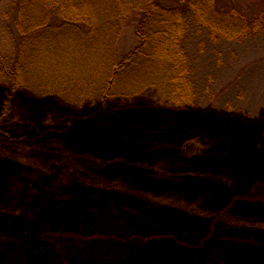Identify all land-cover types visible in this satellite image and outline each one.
<instances>
[{
  "label": "trees",
  "instance_id": "trees-1",
  "mask_svg": "<svg viewBox=\"0 0 264 264\" xmlns=\"http://www.w3.org/2000/svg\"><path fill=\"white\" fill-rule=\"evenodd\" d=\"M175 2L11 0L0 10V264H209L216 252L264 264V204L230 200L222 187L184 49L195 24L213 38L256 36L264 10ZM132 20L140 43L120 60L116 44ZM85 32L103 39L102 78L82 77L94 86L77 95L53 88L40 75L44 50ZM135 77L143 86H126ZM185 142L200 145L196 158L180 155ZM19 175L40 182L31 202L13 200ZM89 207L99 212L92 229L77 224Z\"/></svg>",
  "mask_w": 264,
  "mask_h": 264
},
{
  "label": "rangeland",
  "instance_id": "rangeland-1",
  "mask_svg": "<svg viewBox=\"0 0 264 264\" xmlns=\"http://www.w3.org/2000/svg\"><path fill=\"white\" fill-rule=\"evenodd\" d=\"M234 1H239L235 3L247 11L264 10V0ZM10 2L11 0L0 2L2 14ZM172 4L180 5L175 0H172ZM137 27V20H132L123 28L116 44V54L120 60L139 46ZM93 32L95 35L104 36V31ZM86 33L88 32L80 33L85 41H78L75 37V40L71 38V41L65 40L59 43L60 45L44 50L40 75L50 79L53 88L68 87L72 94L77 95L80 89L85 91L87 87L94 86L93 83H89L91 80L86 81L82 77L89 76L98 80L102 78L103 75H100L97 69L104 68L106 64L102 52L103 45L100 43L103 39L99 40L97 36V42H92L87 40ZM3 36L7 37V35ZM3 45L7 51L12 49L8 40H5ZM184 49L192 61L193 71L190 79L195 84L198 103L205 111L204 117L213 134V139H209L210 147L206 146V150L209 149L210 157L216 163L215 172L221 174L222 187L225 186L230 200L236 197L237 200L254 202L262 206L264 204V32L247 39L230 41L213 38L207 29L195 24ZM139 79V77L133 78L126 86L138 83L136 87L140 88L141 85L143 86L140 82H144L138 81ZM199 148L198 143L185 142L180 155L188 159L196 158L199 155ZM26 152L27 154L21 152L24 158H26L25 154L29 157L28 154L31 153L27 150ZM38 161L39 164H43L42 159H35V162ZM35 169L37 170L38 167L35 166ZM19 176H13L11 185L13 200H18L24 193L26 202L33 201L37 196L34 185L39 180L34 178L27 182L26 179H22V175ZM55 179V183L59 186L66 183L62 176H55ZM212 180L218 184L216 179ZM52 182L54 183V179ZM25 183H28V187ZM2 186L0 185V193L5 192ZM23 189L27 192L22 191ZM98 215V209L92 210L89 207L80 215L82 219L77 224L87 221L89 229H92L93 225H96ZM21 227L22 231L25 230V223H22ZM13 262L28 264L30 261L29 258L18 257ZM209 264L231 263L216 252L209 255Z\"/></svg>",
  "mask_w": 264,
  "mask_h": 264
}]
</instances>
